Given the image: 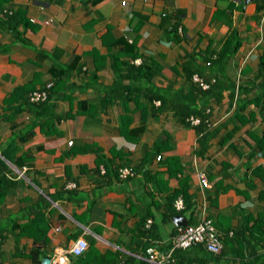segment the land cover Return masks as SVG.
<instances>
[{
	"label": "crops",
	"instance_id": "crops-1",
	"mask_svg": "<svg viewBox=\"0 0 264 264\" xmlns=\"http://www.w3.org/2000/svg\"><path fill=\"white\" fill-rule=\"evenodd\" d=\"M260 3L0 1V10L18 11L12 26L0 21V157L10 177L0 211L4 264H33L32 248L40 259L67 253L73 264L68 248L78 237L88 244L82 264H264ZM231 32L236 50L217 58ZM192 68L211 86L190 83ZM47 83V100L27 101ZM186 104L204 110L206 125L181 121ZM8 142L15 161L1 153ZM89 144L98 151H71ZM118 166L134 173L121 177ZM181 184L182 215L196 223L205 206L219 253L172 248L170 202ZM18 223H30L28 231Z\"/></svg>",
	"mask_w": 264,
	"mask_h": 264
},
{
	"label": "built area",
	"instance_id": "built-area-1",
	"mask_svg": "<svg viewBox=\"0 0 264 264\" xmlns=\"http://www.w3.org/2000/svg\"><path fill=\"white\" fill-rule=\"evenodd\" d=\"M125 3V1H122ZM51 20V19H49ZM178 30L182 32L181 25H178ZM192 79L201 88H208L210 83L205 81L198 73L192 74ZM51 86V83H47L44 88H37L30 92L29 98L33 101H40L47 97V88ZM188 120L192 124H197L200 118L194 115H190ZM71 142V141H70ZM160 158V155L157 156ZM134 173L132 166H122L119 168V176L126 177ZM200 186L202 188L210 185L209 180L204 171H197ZM174 205L177 209L183 207V200L181 197L175 199ZM202 216L196 223H187L186 225H176L175 233L172 239V248H186L196 243H201L204 248L211 253H218L222 248V241L218 235V232L212 222V219L206 214L205 206L202 207ZM87 241L82 237H78L69 246L68 253L72 256H77L83 253L87 248ZM148 262H155L154 250L149 249ZM69 256L67 253L57 255L56 259H52V264H68Z\"/></svg>",
	"mask_w": 264,
	"mask_h": 264
},
{
	"label": "trees",
	"instance_id": "trees-1",
	"mask_svg": "<svg viewBox=\"0 0 264 264\" xmlns=\"http://www.w3.org/2000/svg\"><path fill=\"white\" fill-rule=\"evenodd\" d=\"M257 8H259V9L260 8H264V0H261V3L259 5H257ZM8 10L9 9L0 10V12H2V14L4 16V17H0V21L5 22L8 25L12 26V23L15 21L18 11H13L11 9V10H9L10 11L9 12ZM235 36H236L235 33L231 32V34L226 38V40L224 41L222 47L215 53L217 58H227L236 50V48H237V46L239 44V40L235 39ZM262 60H264V56H263ZM196 70H197V68H192L188 72H186V78H187V80L190 83H193L192 82V74L194 72H196ZM210 86H211V84H210ZM42 88H44V86ZM50 90H51V87L47 88V97L43 101L47 100V98L50 96ZM30 92L27 95V101L33 102V101H31L29 99ZM43 101H40V102H43ZM186 106L188 108L186 110H183V111L181 110V112H180L181 121H183L186 124L190 123L189 120H188V117L190 115H195V116H198L200 118V121L197 123L198 126L199 125H206V120H208V117H207L206 114L203 113L204 112L203 109L198 110V109H195L194 106H189L188 104H186ZM15 147L16 146L12 142H8L7 146H5V148L1 149V153L4 156H6L8 159H10L12 161H15L13 156L10 154L11 151L15 150ZM87 148H89V149L91 148V149H94V150L98 151V147L93 145V144L92 145L89 144V145L85 146L84 148H78V147L77 148H72L71 151H73V152L84 151ZM120 166H118V168ZM6 170H8V166H7L4 158L0 157V211H1V203L4 200V197H5L6 193H7V191L9 190L6 183H8L10 181V177L5 173ZM186 193H187L186 184H181V186L179 188L174 190V193L172 195V201L170 202L171 208L172 207L174 208V210L172 211V215H177V214L182 215L188 209V203H186V200H184V198L186 199ZM178 197H181L182 200H183V207L181 209H177L175 207V205H174L175 199L178 198ZM260 217L262 218L263 216L260 215ZM38 219H39V217H38V215H36L35 218L32 219V222L38 221ZM190 222H188V223H190ZM29 224L20 225L18 223L17 226L20 228V231L26 232V231H28L27 228H28ZM262 233H264V229H263ZM34 240H38V238L34 236ZM39 240H41L42 243L46 242L45 235H43L41 237V239H39ZM5 241H6V236L3 235L2 230H0V264H4L1 255H2V252H3V245L5 244L4 243ZM193 245H201V246H203L201 243H196V244H193ZM38 251H39L38 248H32L29 251V253H28V255L30 256V258L33 261V264H38L40 262V255H39ZM74 257H75V259L73 260V264H82V263H84V260H85V256L84 255L80 254V255H77V256H74Z\"/></svg>",
	"mask_w": 264,
	"mask_h": 264
},
{
	"label": "water",
	"instance_id": "water-1",
	"mask_svg": "<svg viewBox=\"0 0 264 264\" xmlns=\"http://www.w3.org/2000/svg\"><path fill=\"white\" fill-rule=\"evenodd\" d=\"M240 1L247 3V2L252 1V0H240ZM173 221H174L175 225H186L188 223L186 217L184 215H180V214L174 215ZM38 264H52V257L47 256V255L43 256L40 259V262Z\"/></svg>",
	"mask_w": 264,
	"mask_h": 264
},
{
	"label": "clouds",
	"instance_id": "clouds-1",
	"mask_svg": "<svg viewBox=\"0 0 264 264\" xmlns=\"http://www.w3.org/2000/svg\"><path fill=\"white\" fill-rule=\"evenodd\" d=\"M39 88H42V87H39ZM35 89H37V88H35ZM34 90V89H33ZM30 99V98H29ZM31 100V99H30ZM44 100V99H43ZM31 101H33V100H31ZM40 101H42V100H40ZM33 102H38V101H33Z\"/></svg>",
	"mask_w": 264,
	"mask_h": 264
},
{
	"label": "rangeland",
	"instance_id": "rangeland-1",
	"mask_svg": "<svg viewBox=\"0 0 264 264\" xmlns=\"http://www.w3.org/2000/svg\"><path fill=\"white\" fill-rule=\"evenodd\" d=\"M182 33V32H181Z\"/></svg>",
	"mask_w": 264,
	"mask_h": 264
}]
</instances>
